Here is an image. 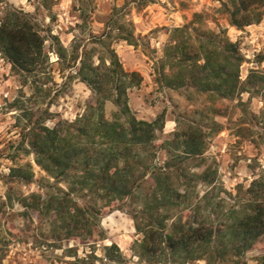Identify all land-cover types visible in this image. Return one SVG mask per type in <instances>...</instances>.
<instances>
[{"label":"rangeland","instance_id":"obj_1","mask_svg":"<svg viewBox=\"0 0 264 264\" xmlns=\"http://www.w3.org/2000/svg\"><path fill=\"white\" fill-rule=\"evenodd\" d=\"M222 3L230 4V0H0V20L8 9L26 13L44 38L46 56L34 71L27 72L12 69L1 54L6 70H0V264H71L74 256L84 259L83 264H181L178 255L161 257L160 262L138 256L136 243L142 233L135 230L132 214L142 204L137 195L147 190L149 177L134 198L120 200L119 209L100 211L97 219L104 232L100 239L91 237L80 224L65 228L43 205L44 199L66 191L68 184L35 162L30 131L41 125L58 127L63 133L66 123L95 104L97 95L76 71L81 58L97 64L109 47L124 70L142 75L141 83L127 91L131 114L150 121L164 112L155 148L147 152L154 155L149 163L164 165L169 158L165 141L186 124L205 131L204 152L184 159L182 166L188 177L189 172H208L214 179L210 184L192 180V203L203 206L198 198L206 195L221 217L235 205L240 186L264 177V86L258 93L248 86L234 97L217 98L193 87H165L156 80L169 30L183 25L214 32L224 29L243 55L241 82L250 71L264 73V62L256 57L264 51V15L258 23L237 28L229 23ZM103 32L110 36L95 42L93 37ZM120 34L132 35V43L119 38ZM103 111L110 120L116 106L106 100ZM13 168L20 172L12 174ZM30 171L32 178L26 180L24 175ZM70 197L81 206L103 205V200L85 192ZM111 242L118 245L122 259L105 255L104 247ZM262 243L240 256L230 253L208 262L206 256L185 264H264Z\"/></svg>","mask_w":264,"mask_h":264},{"label":"trees","instance_id":"obj_2","mask_svg":"<svg viewBox=\"0 0 264 264\" xmlns=\"http://www.w3.org/2000/svg\"><path fill=\"white\" fill-rule=\"evenodd\" d=\"M222 5L229 23L237 28L258 23L264 15V0H230V4ZM109 34L103 32L93 40L102 41ZM131 36L120 34L119 38L131 44ZM169 39L155 69L161 85L173 89L193 87L217 98L234 97L248 86H254L257 93L263 88L264 73L250 71L244 82L240 81L243 55L238 43L231 41L224 29L214 32L177 26L169 30ZM43 42V36L26 13L14 8L5 11L0 20V53L12 69L34 71L46 60ZM256 57L264 62V51ZM76 74L97 95L95 104L66 123L65 132L39 125L31 129L29 138L35 162L51 177L68 184L66 191L43 200L45 208L55 213L56 222L65 228L72 224L86 226L91 237L103 238L97 219L100 211L107 207L119 209L120 200L134 198L149 177L151 183L144 188L147 190L137 195L142 204L132 214L135 230L142 233L136 243L140 258L160 262L161 257L178 255L181 264H185L207 256L208 262L209 258L230 253L240 256L259 242L264 245V177L253 178L245 188L240 186L235 205L221 217L206 195L198 198L204 201L203 206L199 202L195 205L189 194L192 180L210 184L214 176L189 172L188 177L182 163L204 152L205 131L190 123L175 131L173 138L164 143L169 161L162 166L152 165L148 161L154 155L147 152L155 148L164 112L150 121L131 114L127 91L141 83L142 75L124 70L110 47L98 57L97 64L81 58ZM106 100L116 106L110 120L103 111ZM19 172V168L12 169V174ZM24 178L30 180L32 172ZM81 192L103 200L102 207L81 206L70 197ZM90 223L94 227H89ZM104 250L107 258L122 259L115 242L105 245ZM83 263L85 260L77 256L71 262Z\"/></svg>","mask_w":264,"mask_h":264},{"label":"crops","instance_id":"obj_3","mask_svg":"<svg viewBox=\"0 0 264 264\" xmlns=\"http://www.w3.org/2000/svg\"><path fill=\"white\" fill-rule=\"evenodd\" d=\"M0 62H1V61H0ZM2 69H3V70L5 69V65L3 66V63H2V64L0 63V70H2ZM5 70H6V69H5Z\"/></svg>","mask_w":264,"mask_h":264},{"label":"built area","instance_id":"obj_4","mask_svg":"<svg viewBox=\"0 0 264 264\" xmlns=\"http://www.w3.org/2000/svg\"><path fill=\"white\" fill-rule=\"evenodd\" d=\"M0 61L1 64L4 62V58L1 56V53H0Z\"/></svg>","mask_w":264,"mask_h":264}]
</instances>
